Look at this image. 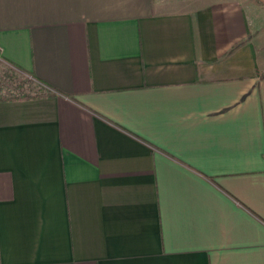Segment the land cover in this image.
Returning a JSON list of instances; mask_svg holds the SVG:
<instances>
[{"label":"crops","instance_id":"0c3cea01","mask_svg":"<svg viewBox=\"0 0 264 264\" xmlns=\"http://www.w3.org/2000/svg\"><path fill=\"white\" fill-rule=\"evenodd\" d=\"M0 55V264H264V0H0Z\"/></svg>","mask_w":264,"mask_h":264},{"label":"rangeland","instance_id":"374dc122","mask_svg":"<svg viewBox=\"0 0 264 264\" xmlns=\"http://www.w3.org/2000/svg\"><path fill=\"white\" fill-rule=\"evenodd\" d=\"M39 85L17 69L11 68L5 61L0 59V96L7 99L20 95L30 88L31 85ZM37 94V93H36Z\"/></svg>","mask_w":264,"mask_h":264},{"label":"trees","instance_id":"16d2710c","mask_svg":"<svg viewBox=\"0 0 264 264\" xmlns=\"http://www.w3.org/2000/svg\"><path fill=\"white\" fill-rule=\"evenodd\" d=\"M33 80V79H32ZM44 89L45 87L42 86V85H31L30 88H27V90H25V92L23 94H20V95H15L13 96V98H25V97H31V96H36V93L40 94V93H44ZM32 92L34 94H32ZM3 97L0 96V100H2Z\"/></svg>","mask_w":264,"mask_h":264},{"label":"built area","instance_id":"2783aa9c","mask_svg":"<svg viewBox=\"0 0 264 264\" xmlns=\"http://www.w3.org/2000/svg\"><path fill=\"white\" fill-rule=\"evenodd\" d=\"M0 59L3 60L2 57H1V55H0ZM3 61H4V60H3ZM8 65H9V64H8ZM9 66H10V65H9ZM10 67H12L13 69H15L13 66H10Z\"/></svg>","mask_w":264,"mask_h":264}]
</instances>
